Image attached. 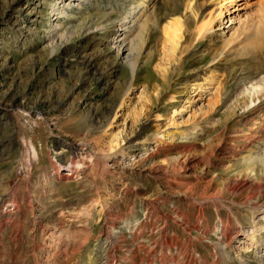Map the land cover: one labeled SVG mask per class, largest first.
Masks as SVG:
<instances>
[{"label":"rangeland","instance_id":"obj_1","mask_svg":"<svg viewBox=\"0 0 264 264\" xmlns=\"http://www.w3.org/2000/svg\"><path fill=\"white\" fill-rule=\"evenodd\" d=\"M55 1L0 0V264H100L108 250L112 264H264V230L258 245L247 237L264 225V194L240 186L264 187V165L242 162L264 152V0L237 1L233 23L205 34L218 0L193 12L189 0H158L162 25L179 9L184 53L151 26L134 81L112 47L115 27L78 34L143 0L68 9L71 19L55 22L76 35L50 45ZM257 85L251 104L246 90ZM254 195L263 208L253 216ZM227 223L241 230L229 244ZM165 234L177 239L170 249Z\"/></svg>","mask_w":264,"mask_h":264},{"label":"bare ground","instance_id":"obj_2","mask_svg":"<svg viewBox=\"0 0 264 264\" xmlns=\"http://www.w3.org/2000/svg\"><path fill=\"white\" fill-rule=\"evenodd\" d=\"M197 1L198 0H189L188 4L186 6L187 7L186 11H190V12L192 11L193 12V6H194L193 4L196 3ZM237 1H239V0H218L216 5H218L217 10H219V13H217V10H216L214 13L211 12L209 14V18L206 21V23L203 25V27L200 29V33L205 34V33H209V31L214 30V28L216 27V22H218L220 20L225 21L227 19L226 23H228L230 21L232 22V17L229 15L231 13L232 6L234 4H237ZM156 3H158V0H143L139 4H136V5L133 4V6L129 10V12H127L128 13L127 15L121 17L119 20L109 22V23H107V25L105 24V25L101 26V24H99V25L97 24V27L94 28L95 24L92 25L90 23L91 21L90 22L84 21V25L82 27L83 30L79 32L78 37L79 36L83 37V35L86 36V35H90V34H95L96 31L99 32L101 30H106V28L108 26L115 27V32H113L114 33L113 39L111 40L113 42L112 47L116 50V52L121 57V59H123V61H130L131 67H132V76H133V81H134L136 78L138 69H139V63H140L139 60L142 57V53H143L144 48L146 46L151 26H155L156 28H159L162 26L163 35L167 39L168 43L170 44L171 51L174 53L177 51H180L181 55L184 53V50L182 49V45H183L182 42H183L184 35H185L184 29H183L185 22H184V20H182L183 18H181V16H179L180 15L178 13L179 9L176 8L177 11L175 13H173V14H176V16H178V17L174 18L173 20H168L165 22V24L162 25L161 19H163V18L159 19L158 15L155 11L154 6L156 5ZM93 6H97L96 2H94L93 0H57V1H55L54 4L51 5V8H50L51 9L50 13L52 14V16H56L52 21L54 23L51 22V24H52L50 27L51 30H50V32H48L49 33L48 39L50 40V45L58 43L61 40V38H63V37L67 38L68 39L67 41H72V39L75 37L74 32H73L74 33L73 34L72 32H68V30L64 31L65 26L63 23H61L59 21L55 22L56 20L61 19V18H70L71 19V15L68 13V9L71 10L72 8H78V9L79 8H88V7H93ZM105 17H107V16L105 15ZM105 17H104V19H105ZM187 19H188V17H187ZM93 22H95V21H93ZM218 30H220V29H218ZM234 38H235V36L233 34V36H231L228 40L232 41ZM134 50H136L137 52H135L133 55ZM55 51L56 50H54V52ZM215 64L216 63H213V66ZM211 79H213V77L210 75V79H208L207 82L204 83L203 85L210 84V82L213 81ZM133 81H132L130 88L133 86ZM194 84H196V83H194ZM130 88L128 90L127 95L130 94L129 93L131 90ZM206 88H211V87H210V85H207ZM259 88H260V86L257 85V86H251L250 88H248L246 90L248 92V95L251 97V104L255 103V101L257 99H260ZM261 96H264V92L262 93ZM186 102H190V101L187 100ZM123 104H125V98L123 100L122 105ZM187 105H183L181 107V109H179L180 111L178 113L175 111L174 114H176V113L181 114L184 111H186V109L188 107ZM258 107L259 106H257L256 109ZM145 110H146V108L145 109L143 108L142 112L144 113ZM116 116H117V114H116ZM116 116H115V118H116ZM261 129H262V131H264V126ZM121 133L122 132L115 134L114 138L111 140V150H114L120 146V144H121ZM262 136L260 137V139L262 138ZM157 137H158V139L162 140V139H164L165 135L164 134H162V135L158 134ZM244 138H245L244 141H246V143H247L246 148L252 147V145L256 141L254 139V137H252V136H246L245 135ZM233 140L236 141L235 138H233ZM236 151H241V149L237 148ZM249 151H250V154H249L248 158L247 157L243 158L242 162H246L247 164H253V163L257 164L259 162L262 165H264V152L261 154H256V153L254 154V152L252 150H249ZM61 152L62 151H59L58 153H61ZM34 155L36 156V152H34ZM182 162L186 166L187 162L189 163V158L188 157L185 158ZM196 163L197 162L195 161L193 164H196ZM199 163L200 162H198L197 164H199ZM243 164H245V163H243ZM253 170L254 169L251 165H249L247 167V171L251 172ZM244 172L242 171V173H244ZM69 173L67 172V175L66 174L65 175L69 176L70 175ZM240 184H241L240 185L241 187L245 186L247 188H254L257 190V192L262 189V192H263L262 194H264L263 185L259 184V185H254V186H252V185L247 186L246 182H242ZM240 186H238V189L240 188ZM233 189L236 190L237 188L234 187ZM255 196H257V195L252 196L250 198V201L248 202L249 203L248 206L251 208L253 216L256 215V213L261 211V209L263 208V207H259L255 204H253V203H255V201H253ZM201 203L204 204V201H201ZM187 224L190 225L191 222L187 221ZM196 226L197 225H193V226L191 225V228H197ZM255 227L257 229L251 228L252 230L248 231L247 237H249L248 240L251 241L252 244L258 245V240L256 237L259 236V233H261L262 230H264V225L261 227H258V226H255ZM222 228L224 230V233L222 234L221 237H222V239H225V238H226V240L228 239V242H227L228 244L232 240L239 238L241 230L235 229L234 227L231 226L230 223L225 224ZM175 242H177V239L174 240L173 238L169 237L166 234L163 236V242L162 243L165 244V247L170 249L171 246H174L175 244H177ZM222 242H224V241H222ZM242 243H245V241H243ZM246 244L247 245H244L245 250L249 249L248 244H250V243H246ZM252 244H250V245L252 246ZM224 253H225V251H224ZM110 254H111V252H110V250H108L105 253V255L103 256V261H101L100 264H112L113 260H111ZM215 258H216V256H215ZM149 260H150L149 264H180V263H178V261L176 262V259L173 256H171V257L166 256L165 258L162 257L161 260L157 263H154L153 261H151V259H147V261H149ZM97 264H99V263H97ZM186 264H200V263H198V261H195V259H194L193 261L187 262Z\"/></svg>","mask_w":264,"mask_h":264}]
</instances>
